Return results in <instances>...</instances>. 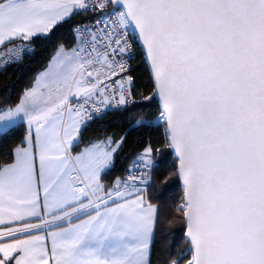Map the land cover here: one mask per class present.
I'll use <instances>...</instances> for the list:
<instances>
[{
    "label": "snow or ice",
    "instance_id": "obj_1",
    "mask_svg": "<svg viewBox=\"0 0 264 264\" xmlns=\"http://www.w3.org/2000/svg\"><path fill=\"white\" fill-rule=\"evenodd\" d=\"M74 16L73 47L59 44L17 102L9 91L0 103V136L27 126L0 164V264H151L153 147L127 176L104 177L127 131L161 124L186 226L185 249L162 264H264V0H0V67ZM134 42L154 84L139 114L124 75ZM110 111L128 114L125 134L74 154Z\"/></svg>",
    "mask_w": 264,
    "mask_h": 264
},
{
    "label": "trees",
    "instance_id": "obj_2",
    "mask_svg": "<svg viewBox=\"0 0 264 264\" xmlns=\"http://www.w3.org/2000/svg\"><path fill=\"white\" fill-rule=\"evenodd\" d=\"M81 19V17L74 16L62 25L50 40L34 41L31 44L34 51L26 53L20 61L7 66L0 72V103L8 97L9 91L11 92L9 103H16L23 89L31 86L36 75L45 69L59 44L63 43L67 48L75 44L72 28ZM130 68L134 77L135 100L137 101V105L131 111L139 114L143 111V106L140 104L142 96L149 95L154 88L148 66L141 58L139 45H136V54L131 61ZM151 111L153 116L158 114V100L153 102ZM127 116V113L121 115L119 112L110 111L103 118L92 120L82 132L79 144L74 148L80 149L89 140L106 139L112 133L116 134L114 139H119L128 130ZM26 131L27 126L21 124L10 134L0 136V164L10 163L13 160V150L20 144ZM149 144L154 149L152 158L158 165L152 169L153 182L149 192L153 197L152 202L160 205V223L152 244L151 264H162L164 260L171 258L170 253L178 254L186 247V226L181 214L175 210V206L181 200L183 189L179 178L170 175L174 171L176 158L172 150L165 147L164 126L162 124L152 125L127 131V140L116 153L115 165L105 175L104 182L110 184L117 176L123 177L124 171L132 163L136 154L143 151L144 147ZM155 149H161V152L157 153ZM165 178H167V184L164 183Z\"/></svg>",
    "mask_w": 264,
    "mask_h": 264
},
{
    "label": "built area",
    "instance_id": "obj_3",
    "mask_svg": "<svg viewBox=\"0 0 264 264\" xmlns=\"http://www.w3.org/2000/svg\"><path fill=\"white\" fill-rule=\"evenodd\" d=\"M74 26H75V24H74ZM73 26V27H74ZM133 41H135V37H133ZM75 43H76V41H75ZM136 45H138V42H134V44H133V48H134V57H135V54H136ZM11 45H7L6 47H10ZM30 47H32V45H30ZM26 53H28V52H25L24 54H23V56L26 54ZM23 58V57H22ZM133 59H131V60H128L127 61V63L130 65V67H131V61H132ZM13 64V63H12ZM9 65H11V64H9ZM9 65H6V66H4V67H0V72H2L7 66H9ZM124 75H132L133 76V74H132V72L130 71V72H128V73H125ZM121 77L120 76H117V77H113L112 78V81L114 82L116 79H120ZM136 97H135V84H134V99H135ZM131 165V164H130ZM129 165V166H130ZM128 169H129V167L124 171V173H123V177H125V176H127L128 174H129V172H128ZM145 171H147L146 169H145ZM137 175H139L140 173H136Z\"/></svg>",
    "mask_w": 264,
    "mask_h": 264
},
{
    "label": "crops",
    "instance_id": "obj_4",
    "mask_svg": "<svg viewBox=\"0 0 264 264\" xmlns=\"http://www.w3.org/2000/svg\"><path fill=\"white\" fill-rule=\"evenodd\" d=\"M72 47H73V46H72ZM43 70H44V69H43ZM43 70H42V71H43ZM40 72H41V71H40ZM40 72H39V73H40ZM39 73H38V74H39ZM38 74H37V75H38ZM37 75H36V76H37ZM34 81H35V80H34ZM33 139H34V135H33ZM25 146H26V145H25ZM113 147H115V145H113ZM13 160H14V157H13ZM13 160H12V161H13ZM12 161H11V162H12ZM11 162H10V163H11ZM37 170H38V161H37ZM41 202H42V193H41ZM31 222H37V221L32 220ZM0 242H9V241H8V240H4V241H0ZM49 248H50V242H49Z\"/></svg>",
    "mask_w": 264,
    "mask_h": 264
},
{
    "label": "rangeland",
    "instance_id": "obj_5",
    "mask_svg": "<svg viewBox=\"0 0 264 264\" xmlns=\"http://www.w3.org/2000/svg\"><path fill=\"white\" fill-rule=\"evenodd\" d=\"M71 48V47H70ZM103 140V139H102ZM85 146V145H84ZM84 146H82V147H80V149H75V148H73V153L75 154V153H77V152H79Z\"/></svg>",
    "mask_w": 264,
    "mask_h": 264
},
{
    "label": "water",
    "instance_id": "obj_6",
    "mask_svg": "<svg viewBox=\"0 0 264 264\" xmlns=\"http://www.w3.org/2000/svg\"><path fill=\"white\" fill-rule=\"evenodd\" d=\"M138 45H139V43H138ZM140 47V46H139ZM145 62H146V64H147V66H148V63H147V61L145 60ZM148 70H149V66H148ZM150 73V72H149ZM172 153H173V156L175 157V154H174V152L172 151ZM177 163V162H176ZM180 181V180H179ZM180 184H181V187H182V183H181V181H180ZM186 232V231H185Z\"/></svg>",
    "mask_w": 264,
    "mask_h": 264
}]
</instances>
